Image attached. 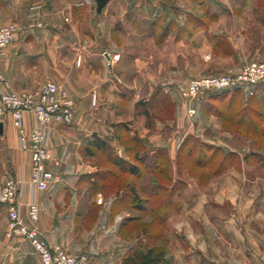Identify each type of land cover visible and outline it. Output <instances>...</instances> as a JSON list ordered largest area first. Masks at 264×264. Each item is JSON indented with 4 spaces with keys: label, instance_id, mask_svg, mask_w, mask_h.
Segmentation results:
<instances>
[{
    "label": "crops",
    "instance_id": "1",
    "mask_svg": "<svg viewBox=\"0 0 264 264\" xmlns=\"http://www.w3.org/2000/svg\"><path fill=\"white\" fill-rule=\"evenodd\" d=\"M86 5L87 0L78 4L67 0H0V27L14 24L19 28L14 44L0 55V68L5 77L1 88L5 92H35L46 82H63L76 104L74 123L53 125L49 131L48 148L52 157L47 167L54 179L43 192L31 187L30 154L19 147L17 128L10 120H4V152L10 161L4 181L14 177L20 182L21 213L27 215L29 204L36 202L40 208L37 225L47 240L64 247L70 254H86V264H123L130 255L142 249L163 250L164 264H261L264 181L255 182L260 187V195L248 194L244 191L247 183L228 177L234 175L231 171L220 178H210L207 194L193 195L191 201L177 197L180 204L177 211L166 217L154 242H150L148 234L138 236V221L142 217L156 218L150 208L153 192L141 194L139 187L147 177L153 185L152 171L159 167L160 155L168 156L173 162L170 165L176 170L183 167L177 163V156L190 136L215 145L225 153H242L192 130L181 133L178 138L175 134L169 137L154 135L149 128L144 133L133 130L130 119H133L131 111L136 112V78L127 81L122 78L126 74L135 76L137 61L132 68L129 66L127 73L107 52L106 61L112 71L106 74L100 54L89 49V35L79 38L73 33L74 36L68 35L69 40H66L57 32L64 26L74 27L78 12L85 17L84 21L78 19L77 24L88 25ZM97 26L101 27L100 23ZM77 38L82 45L72 48ZM97 42L100 44L102 38L97 37ZM66 45L71 49L61 52ZM107 48H111V53L121 61L122 52L110 45ZM73 56L84 58V61L81 60L79 66L74 65ZM90 59L99 61L96 68L90 64ZM133 59L138 60L135 56ZM173 83L167 82L166 89L173 88ZM112 86L117 89L115 98L128 104L130 119L125 133L119 130L125 123L119 112L111 116L112 129L109 126L104 132L101 128L107 114L99 101ZM93 94L96 96L94 106ZM149 99L146 97L144 102ZM26 119L31 129L35 120L31 114H27ZM137 138L142 143L140 147H137ZM116 160L126 162L128 168L121 167ZM241 166L246 169L245 164ZM131 167L134 170H130ZM140 170L144 171L142 175L137 174ZM192 181L193 184H188L180 175L174 178V183L183 188L185 183L188 188L198 186L195 178ZM138 198L145 199L143 211L137 210ZM7 219L4 205L0 264H42L30 243L6 236Z\"/></svg>",
    "mask_w": 264,
    "mask_h": 264
},
{
    "label": "rangeland",
    "instance_id": "2",
    "mask_svg": "<svg viewBox=\"0 0 264 264\" xmlns=\"http://www.w3.org/2000/svg\"><path fill=\"white\" fill-rule=\"evenodd\" d=\"M67 1L78 4L82 0ZM86 6L88 25L77 24L78 19L84 21L85 17L84 13L81 17L78 12L77 16H74L75 26H64L60 31L57 30L58 34L66 38L74 34L79 38L89 35L87 45L90 51L100 54L106 74L112 71L106 61L107 52L115 57L113 59H116L117 63H121L127 73L129 66L132 68L133 62L137 61L136 70L133 71L135 76L126 74L125 78H122L124 81L136 78V112L131 111L133 119L128 117V104L115 98L117 89L114 86L107 88L99 101L107 114L106 122L101 127L104 132L109 130V126L112 129L114 122L111 116L119 112L120 118L125 121L119 129L122 133L128 131L127 124L130 119L133 130L136 129L137 132L139 130L144 133L145 129L149 128L154 135L163 134L169 137L175 134L174 137L178 138L181 133L192 130L200 132L206 138L214 139L216 143L223 142L227 149L230 147L242 153L238 154L239 160L228 162L222 173L210 177L208 169H198L192 165L188 162L186 154L177 156L176 162L183 166L177 170L170 165L173 163L170 158L165 156L163 164L167 171H160V167V170H153V185L147 177L139 187L141 194L153 192L151 212L154 213L160 204L164 207L170 199L178 207L180 204L177 203V197L191 201L193 195L205 193L210 178H220L228 171L234 174L227 175L228 177L250 185L245 184L246 193L260 195V187H257L255 182L264 181V163L250 155L253 152L264 155V126L259 125L264 124V118H258L253 112V108H258L264 113V83L253 88V95L249 94V88L246 86L204 92L195 100L185 93L194 79L234 75L251 62H264V0H110L101 14L96 11V1L87 0ZM99 23L101 27L97 26ZM97 37L102 38L100 44ZM107 40L110 43H107ZM81 45L78 38L77 43L71 44L72 48H79ZM108 45L122 52L121 61L111 53ZM71 46H64L61 52L70 50ZM133 55L138 60H134ZM75 57L73 56L72 62L79 66L84 58ZM94 60L90 59L89 62L96 68L99 61ZM118 82L116 81L117 85ZM167 82H174L170 90L166 89ZM146 97L150 98L148 102H144ZM95 103L96 96L93 94V106ZM190 109L196 110L192 116L189 114ZM145 112L147 114H144ZM238 112L249 118L253 116V120L258 123L256 125L261 126V132L256 134L251 128L236 124ZM241 113L239 115H242ZM169 120L172 122H168ZM0 122H3L1 118ZM4 139V134L0 135V186L4 182L5 169L10 165L4 152ZM137 141V147L142 146L139 139ZM242 163L246 165L245 170L242 169ZM178 175L188 184H193L192 179L195 178L199 188L197 185L188 188L186 183L184 188L178 186L174 183V178ZM158 183L164 186L158 188ZM158 189H162L160 193L163 195L155 197L158 195ZM162 228L158 219L155 221L153 218L142 217L138 221V236L150 232L159 235ZM1 230H4L2 203L0 232ZM148 236L151 243L155 241L154 236ZM14 237L28 242L23 237ZM3 241L4 236L0 234V242ZM168 243L170 244L169 240Z\"/></svg>",
    "mask_w": 264,
    "mask_h": 264
},
{
    "label": "built area",
    "instance_id": "3",
    "mask_svg": "<svg viewBox=\"0 0 264 264\" xmlns=\"http://www.w3.org/2000/svg\"><path fill=\"white\" fill-rule=\"evenodd\" d=\"M19 28L14 24L0 27V55L14 44ZM5 81L0 68V118L10 120L18 130L19 147L31 157V187L38 192L48 190L54 179L47 167L51 159L48 135L53 125L71 126L76 115V104L69 88L61 82H46L35 92H5L1 84ZM264 83V62L254 61L234 75H217L194 79L186 90V96L198 99L204 92L221 91L246 86L249 94L254 87ZM195 109H190L192 116ZM27 114H31L35 125L28 129ZM20 182L14 177L7 178L0 186V203L7 209V236L23 237L38 254L42 264H86V254H70L64 247L51 244L37 225L40 208L36 202L29 204L28 214L20 211ZM101 201V200H99ZM264 264V253L261 257Z\"/></svg>",
    "mask_w": 264,
    "mask_h": 264
},
{
    "label": "trees",
    "instance_id": "4",
    "mask_svg": "<svg viewBox=\"0 0 264 264\" xmlns=\"http://www.w3.org/2000/svg\"><path fill=\"white\" fill-rule=\"evenodd\" d=\"M253 112L255 113V115H257L258 118H261V119L264 118L263 116L264 113L260 111L258 108L257 109L253 108ZM240 113L241 112H238V115L236 116L237 117L236 124L241 125L243 127L245 126L246 128H251L253 132H255L256 134H259L261 132L260 130L261 126L259 127L258 125H256L258 123L255 120H253V116L249 118L243 113H241L242 115H239ZM259 125L264 126L263 123H260ZM262 132L264 136V129L262 130ZM190 143L192 144L189 145ZM98 145L101 146L102 144H98ZM104 145L105 144H103V146ZM183 154H186L188 162L192 163V165H194L198 169H203V170L208 169V171H210L208 175L209 177L211 175L214 176V175H219L220 173H222L223 170L226 169L228 162L236 160V159L239 160V155L237 153H225L224 150H222L221 148L203 143L202 141L192 136L186 138L183 146L180 149L179 157ZM250 156L254 158H258L260 162L264 163V155L262 153L253 152ZM164 157H165L164 155L159 156V158H161L159 162L160 164L159 167L162 170L158 169L159 167L157 168L158 170L162 172L167 171V167L163 164L165 162V160H163ZM116 162L121 167L126 168V169L128 168V164L126 162L122 160H116ZM130 170H134V167H131ZM143 173L144 171H141V170L137 171L138 175H142ZM157 186L158 188H162L164 185L158 183ZM161 190L162 189L160 190L158 189V195L156 196L163 195L160 193ZM167 197H169V195ZM145 204H146L145 199L138 198L136 202L137 210L143 211ZM177 208H178L177 205L173 202L172 199L168 200V202L165 203L164 207L163 205L162 206L159 205L154 210V214L156 216L155 221L158 219L159 224L163 225L164 222L166 221V217L169 215H172V213L177 211ZM149 234L150 236H154L155 238L159 236L155 233L151 234V232L148 233V235ZM155 238L153 239L155 240ZM164 263H166V259H165V252L163 250H156V249L143 250L142 249V250H137L135 253L130 255L124 261L123 264H164Z\"/></svg>",
    "mask_w": 264,
    "mask_h": 264
},
{
    "label": "water",
    "instance_id": "5",
    "mask_svg": "<svg viewBox=\"0 0 264 264\" xmlns=\"http://www.w3.org/2000/svg\"><path fill=\"white\" fill-rule=\"evenodd\" d=\"M95 1L97 3V12L101 13L110 0H95ZM3 132H4V124L3 122H0V134H3Z\"/></svg>",
    "mask_w": 264,
    "mask_h": 264
}]
</instances>
